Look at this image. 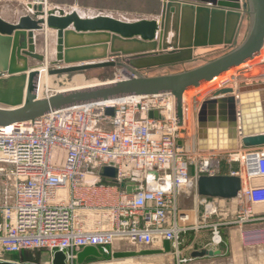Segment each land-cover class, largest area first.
I'll return each mask as SVG.
<instances>
[{
    "label": "built area",
    "instance_id": "2783aa9c",
    "mask_svg": "<svg viewBox=\"0 0 264 264\" xmlns=\"http://www.w3.org/2000/svg\"><path fill=\"white\" fill-rule=\"evenodd\" d=\"M123 100L0 127V261L20 264L6 257L46 251L45 264H52L57 252L66 264H78L84 248L96 247L103 259L84 264H128L113 259L116 245L162 250L169 241L177 264H207L181 255L183 235L210 229L211 245L218 247L224 244L222 226L264 223V147L201 151L186 139L185 103L180 125L171 94ZM107 109L114 115H106ZM153 112L158 117H150ZM110 166L118 169L116 180L96 173ZM201 176L242 179L231 222L214 221L218 210L210 201L217 199L201 197V226L191 225L182 212L181 198H200ZM123 183L139 190L130 194ZM255 208H263L262 215L256 216Z\"/></svg>",
    "mask_w": 264,
    "mask_h": 264
},
{
    "label": "water",
    "instance_id": "95a60500",
    "mask_svg": "<svg viewBox=\"0 0 264 264\" xmlns=\"http://www.w3.org/2000/svg\"><path fill=\"white\" fill-rule=\"evenodd\" d=\"M163 1L162 20L123 21L103 14H88L76 10L80 0L74 1L76 8L66 11L49 5L46 12L44 3H29L27 8L33 16L24 15L16 24L0 17V127L36 121L52 112L72 107L163 94L174 97L178 123L182 125L183 98L187 91L198 89L262 57L264 0ZM180 8L187 10V14L180 17L178 13L173 28L183 24L181 44L165 45L170 25L169 15ZM195 12L197 19L194 23L192 17ZM245 15L249 17L246 37L230 52L183 72L152 77L141 73L152 68L194 62L228 50L236 40ZM44 25L56 37V58L52 61L35 51L37 36ZM225 25L226 38L220 39L219 32H222ZM192 26L196 28V35ZM231 26L234 27L232 33L229 31ZM199 28L206 32L204 40L199 37ZM71 34L89 40L87 44H77L81 57L72 55L75 45L69 42ZM108 45H111L110 50ZM98 50L102 51L101 55L95 54ZM18 55L31 57L38 63L31 68L24 66L16 69L14 60ZM45 68L52 78L108 68L121 69L123 77L40 97L41 69ZM106 115L113 116L114 110L107 109ZM150 117H158V113L153 112ZM197 118V145L201 151L232 152L240 148L264 147V80L216 90L211 98L201 104ZM96 173L100 177L116 180L118 169L114 166L103 167ZM150 175L159 177L158 172ZM121 188H126V184H121ZM242 189V179L234 176H201L197 182L198 196L208 199L234 200L239 197ZM138 190L136 186L126 188L130 194ZM171 253V243L165 241L162 250L117 251L113 253V259L127 260ZM219 254L204 249L192 254V257L208 258ZM103 257L98 248L86 247L78 254L77 263L84 264L88 259ZM0 264L15 263L0 261ZM52 264H66L65 255L57 252Z\"/></svg>",
    "mask_w": 264,
    "mask_h": 264
},
{
    "label": "rangeland",
    "instance_id": "374dc122",
    "mask_svg": "<svg viewBox=\"0 0 264 264\" xmlns=\"http://www.w3.org/2000/svg\"><path fill=\"white\" fill-rule=\"evenodd\" d=\"M62 3L65 9H73L76 8L74 1L75 0H0V10H8L11 16L14 18V11H17L19 14L23 13L25 9V5L31 2H44V3ZM60 7V5H55ZM77 10L84 11L88 14H107L114 16L119 19L125 18L126 21H135L140 19H156L162 20V13L164 9V1L163 0H80V5L76 8ZM79 11V10H78ZM16 12V13H17ZM18 15V14H17ZM181 31L183 32V24H180ZM249 26V17L245 15L242 19L239 31L236 36V40L232 47H230L226 51H222L216 54H212L209 56L202 57L194 62L173 65V66H165L152 68L148 70H144L141 73L148 77L173 74L178 72H183L186 70L193 69L195 67L201 66L217 57L224 55L231 50H233L236 46L240 45L246 37ZM185 28H188V25L184 24ZM199 28V37H203L205 31L200 30ZM188 31V29H187ZM193 33L196 35V28L192 26ZM49 37H44V35H40L42 37H38V43L36 44L37 54H47L49 56V61L55 60V45H56V37L55 34L49 31ZM189 32V31H188ZM208 35V34H207ZM193 39V37L191 36ZM195 38V37H194ZM205 38H207L205 36ZM71 45L74 46V52L72 55L82 56L80 51V47L77 46V42L82 44V40H80L77 36L71 34L69 39ZM202 41V40H201ZM84 43V41H83ZM110 60V59H109ZM119 60H121L119 58ZM264 59H258L255 62L249 63L237 69H233L229 73H226L219 78V80H214L213 82L202 85L198 89H191L187 91L189 94L188 101L190 102L191 108V128H188L186 133V139L190 142V144H196L197 142V134H198V112L199 106L212 97V94L220 89L224 88L223 82L228 79L233 80L232 83L228 84L230 86H236L239 83H251L257 82L262 75H264V68L262 66H257L260 63H263ZM12 63V62H10ZM38 62L31 57L18 55L14 60V68L15 65H18V68H23L33 65H36ZM247 68V69H246ZM123 76L122 70L119 68H108L101 70H93L86 73L80 74H71L66 76H59L56 78L49 79V82L45 80V84L43 85L42 92L40 97H46L47 93L51 91L57 90H68L73 89L78 86L97 84L101 82L113 81L116 79H121ZM261 76V77H260ZM184 202H180V207H192L196 206L195 197H183ZM116 251H129V250H138L137 248L130 246L128 243H121V245L115 246ZM6 259L12 260L11 257H6ZM49 253L46 251H33L24 253L23 257L17 258L16 262L20 264L33 263V264H45L48 262ZM14 261V260H13ZM117 262V261H116ZM115 263V262H113ZM119 263H128V264H176V259L174 255H165V256H154V257H141L134 258L128 260L119 261Z\"/></svg>",
    "mask_w": 264,
    "mask_h": 264
},
{
    "label": "crops",
    "instance_id": "0c3cea01",
    "mask_svg": "<svg viewBox=\"0 0 264 264\" xmlns=\"http://www.w3.org/2000/svg\"><path fill=\"white\" fill-rule=\"evenodd\" d=\"M49 5L54 6V7H57L55 5H60L59 8H64V6H66L60 2L59 3H47L48 8H49ZM25 9L26 10L21 14H19L17 11H14L15 12L14 18L9 13L11 11L0 10V17L9 23L16 24L22 16L29 13V10L27 9V4L25 5ZM78 10L80 11V9ZM109 16H111V14ZM121 20L126 21L125 18ZM208 27H211V26H208ZM49 31H51L52 34L54 33L52 30H49L46 28L44 32L39 33L37 37H42L40 35H44V37H49V33H50ZM226 35H227V26L225 25L222 32L221 33L219 32L218 38L224 39L226 38ZM37 43H38V40L36 44ZM80 43L77 42V44H80ZM101 53L102 51L98 50V52H96L95 54L101 55ZM262 65H264V62L258 64L257 66L259 67ZM15 67L17 68L18 65H15ZM260 80H264V75H262V77L258 81ZM44 81L45 80L41 79L40 93L43 89V85L45 84ZM188 109L189 111L187 112V120H188L187 123H188V126H190L191 128V124H192L191 123V108L189 107ZM181 201L184 202L185 199L183 200L181 198L180 202ZM210 202L214 204V206L217 207L218 213H217V216L214 217V221H217V222L218 221H223L226 223L231 222L235 218L236 213L239 209L237 202L233 200L217 199V200H212ZM195 203H196V206L183 207L181 208V210L183 213L188 214L190 216L191 225L201 226L204 224L203 216H204L205 207L202 203L201 197L196 198ZM261 211H263V208L254 209V212L256 216L258 217L259 215H262ZM221 235L224 240V244L222 246L215 247L211 245V230L210 229L200 228V229L191 230L187 234L183 235L184 244L182 247L181 255L184 257H192V254H194L195 252L206 249V250L213 251V252H220V254L214 257L198 258L199 263H207V264L264 263V223L256 221L254 223L246 224L242 227L229 225V224L224 225L221 228ZM175 259H176V256H175Z\"/></svg>",
    "mask_w": 264,
    "mask_h": 264
},
{
    "label": "bare ground",
    "instance_id": "6f19581e",
    "mask_svg": "<svg viewBox=\"0 0 264 264\" xmlns=\"http://www.w3.org/2000/svg\"><path fill=\"white\" fill-rule=\"evenodd\" d=\"M168 1V3H169V0H167ZM36 4L37 2H31L30 4ZM29 4V3H28ZM28 4H27V6H28ZM44 5V7L47 9V10H45L46 12H48V7H47V1H46V3H44L43 4ZM28 9V8H27ZM60 10H65L66 11V9L65 8H60ZM77 10V9H76ZM53 11H56V10H53ZM178 11H180V12H178ZM184 12V13H183ZM176 13V14H175ZM180 14V17L181 16H183V14H187V10H182V8H180V10H177L176 12H174L173 14H170L169 15V18H170V25H168V38H167V40H166V43H165V45H168V44H171V43H174V44H178V45H180L181 44V41H182V32H180L181 31V26L179 25L178 27L179 28H173V23L175 22L174 20L176 19V17H177V14ZM182 13V14H181ZM189 13H190V11H189ZM27 14H30V16H33V14H32V12H30L29 11V13H27ZM26 14V15H27ZM193 14V13H192ZM196 14V12L193 14V17H192V20H193V22L195 23L196 22V19H197V16L195 15ZM103 15H105V14H103ZM194 15H195V17H194ZM106 16H109V15H106ZM190 20V19H189ZM180 23V22H179ZM235 23V22H234ZM234 25V24H233ZM47 27H46V25H44L43 26V29H42V31L40 32V33H42V32H44V30L46 29ZM48 29V28H47ZM233 29H234V27H230V32L232 33V31H233ZM232 30V31H231ZM229 34V33H228ZM187 39H188V37H187ZM225 39V38H224ZM82 40V39H81ZM87 40V41H86ZM84 41H86V42H84V43H89V40L87 39V38H84ZM82 44H83V40H82ZM99 46V45H98ZM110 47H111V45H108V48H109V50H110ZM109 50H108V53H109ZM36 53H37V45H36ZM264 54V53H263ZM45 56H46V58L49 60L50 58H49V56L47 55V54H45ZM76 56V55H75ZM260 59H264V55H262V57L260 58ZM29 68H30V66H28ZM242 67V66H241ZM247 69V68H246ZM232 71V70H231ZM29 72H30V69L27 71V74H29ZM230 72V71H229ZM228 72V73H229ZM41 79H45L46 81H48L49 82V79H52L50 76H49V74H48V69L47 68H45V69H41ZM216 80H219V78L217 77V78H215ZM214 79V80H215ZM213 80V81H214ZM212 81V82H213ZM86 86H90V85H84V86H80V87H76V88H73V89H80V88H83V87H86ZM69 90H72V89H69ZM60 91H63V90H60ZM188 92H186L185 94H184V98H183V100H184V103H185V118H186V126H187V128H190V126H188V123H187V112L189 111V107H190V102L188 101V99H189V96H188ZM137 99V97H132V98H128V99H124L123 101H132V100H136ZM189 114V113H188ZM190 119V118H189ZM190 123V122H189Z\"/></svg>",
    "mask_w": 264,
    "mask_h": 264
},
{
    "label": "trees",
    "instance_id": "16d2710c",
    "mask_svg": "<svg viewBox=\"0 0 264 264\" xmlns=\"http://www.w3.org/2000/svg\"><path fill=\"white\" fill-rule=\"evenodd\" d=\"M26 252H33V251H25V252H22V253H20V254H14V255H12V256H10V257H11L12 260L16 261L17 258H21V257H23L24 253H26Z\"/></svg>",
    "mask_w": 264,
    "mask_h": 264
}]
</instances>
